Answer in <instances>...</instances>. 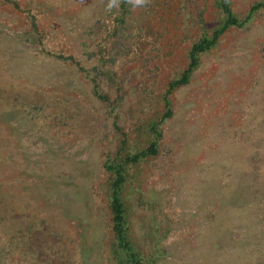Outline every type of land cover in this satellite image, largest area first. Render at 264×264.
<instances>
[{"label":"rangeland","instance_id":"obj_1","mask_svg":"<svg viewBox=\"0 0 264 264\" xmlns=\"http://www.w3.org/2000/svg\"><path fill=\"white\" fill-rule=\"evenodd\" d=\"M108 3L0 0V264H119L116 167L147 260L264 264V0Z\"/></svg>","mask_w":264,"mask_h":264},{"label":"trees","instance_id":"obj_2","mask_svg":"<svg viewBox=\"0 0 264 264\" xmlns=\"http://www.w3.org/2000/svg\"><path fill=\"white\" fill-rule=\"evenodd\" d=\"M222 9L223 12L226 14L227 19L224 29L230 25H238L237 19L233 16L229 6L225 3V0H222ZM249 18V17H247ZM241 24V23H240ZM217 38V33L213 36V39H203L198 44L194 45L190 52L191 58V66H194L197 63V54L200 52L206 51L210 48L213 42ZM185 78L182 82H185ZM181 82V83H182ZM179 83V84H181ZM177 85V84H176ZM152 150L146 151L141 154V157L145 155L152 154ZM132 160V159H131ZM114 172V179L111 184V191H110V210L112 214V222H113V233L116 239L117 249L118 252L120 251L122 260H120L119 264H154L152 261L146 259V257L141 256L138 251L134 248V246L130 242L129 238V230L128 226H126L125 222V207L124 203L120 197V192L124 183V174L122 167H116L112 169Z\"/></svg>","mask_w":264,"mask_h":264},{"label":"clouds","instance_id":"obj_3","mask_svg":"<svg viewBox=\"0 0 264 264\" xmlns=\"http://www.w3.org/2000/svg\"><path fill=\"white\" fill-rule=\"evenodd\" d=\"M128 2L131 3L133 7H143L149 0H128ZM114 7H119V0H109L107 10L111 11Z\"/></svg>","mask_w":264,"mask_h":264}]
</instances>
